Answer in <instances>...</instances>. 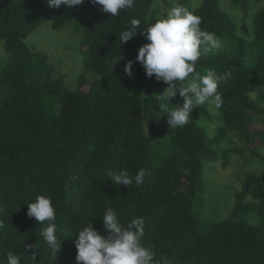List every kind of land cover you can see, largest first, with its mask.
I'll return each mask as SVG.
<instances>
[{"label": "trees", "instance_id": "16d2710c", "mask_svg": "<svg viewBox=\"0 0 264 264\" xmlns=\"http://www.w3.org/2000/svg\"><path fill=\"white\" fill-rule=\"evenodd\" d=\"M156 0H135L131 9L112 17L91 0L73 9L49 8L47 0H0V43L8 61L0 73V260L8 264L9 252L21 264H77L78 232L93 225L106 236L103 215L108 208L118 213L123 226L134 218L145 220L142 243L155 259L167 257L173 264H264V174L250 173L243 181L231 215L198 228L194 207L205 162H216L225 143L235 136L252 156L261 157L264 144V7L249 16L264 0H234L244 19L242 34L222 0H200L190 10L201 18L200 28L214 33L223 43L197 61L201 75L214 70L230 73L218 87L223 104L214 135L202 125L213 116L208 104L194 109L185 127L170 128L165 137V118L157 106L155 76L146 87L140 77H128L110 68L116 58H130L140 49L141 35L150 22ZM141 21L136 37L121 44L120 34L130 21ZM61 30L75 21L73 33L82 36L84 68L74 92L65 89L62 77L47 68L48 56L31 50L25 39L42 22ZM98 79L90 83L88 77ZM90 83L87 89H84ZM165 85V83L163 82ZM168 85V84H166ZM58 101L49 118L44 102ZM176 104L183 105L177 95ZM149 127V132H147ZM167 148L168 161H154L151 150ZM232 150V152H231ZM224 156L246 150L232 148ZM147 169L144 183L119 186L107 170L126 169L135 176ZM49 196L56 209V235L61 242L55 254L39 233L43 226L29 218L28 203ZM251 199V201H248ZM255 214L259 225L246 219ZM38 251L37 261L30 255Z\"/></svg>", "mask_w": 264, "mask_h": 264}, {"label": "clouds", "instance_id": "9594fccd", "mask_svg": "<svg viewBox=\"0 0 264 264\" xmlns=\"http://www.w3.org/2000/svg\"><path fill=\"white\" fill-rule=\"evenodd\" d=\"M93 5H101L104 13L112 17L118 16L122 10L131 9L135 0H91ZM84 3V0H47L49 8L59 9L66 6L73 9ZM201 18L181 4H174L165 18L156 20L141 35H145L150 43L138 50L136 60L142 64L148 78L155 76L157 81L170 85L163 94L154 96L161 113H167L170 128L185 127L192 118L194 109L206 103L220 109L223 104L218 87L225 83L230 73L218 75L208 70L201 75L197 61L214 49L222 47V41L214 34L200 28ZM141 21L133 18L128 30L120 34L121 44H126L136 37ZM134 61H128L124 73L133 76ZM177 95L183 98V105L172 106L170 100ZM171 105V110H169ZM111 182L119 186L135 183L140 187L144 183L148 170L141 168L134 177L126 169L107 170ZM29 218L34 217L43 226L39 233L52 253L59 252L61 242L56 232V209L49 196L39 195L35 202L28 203ZM103 227L107 232L102 236L94 230L93 225L85 226L78 232L75 241L77 248V264H173L167 257L156 260V253L151 247L142 243L145 235V220L134 218L126 227L122 225L118 213L108 208L102 218ZM2 227V222H0ZM37 251L30 255L37 261ZM8 264H21V258L11 252L7 254ZM0 264H4L0 260Z\"/></svg>", "mask_w": 264, "mask_h": 264}, {"label": "rangeland", "instance_id": "374dc122", "mask_svg": "<svg viewBox=\"0 0 264 264\" xmlns=\"http://www.w3.org/2000/svg\"><path fill=\"white\" fill-rule=\"evenodd\" d=\"M199 2L200 0H156L152 7L150 17L148 18L150 22L149 26L156 20L165 18L168 10L176 3L192 10ZM233 3L234 0H222V7L234 17L238 24L239 32L242 34L243 25H250V20H245V14L241 8H236ZM263 7L264 2L253 6L250 9L249 16H252L254 12ZM51 24V22H42L39 28L25 39V43L34 52L46 54L48 56L46 67L53 70L55 78H63L67 91L74 92L78 88L80 76L84 74L87 76L92 75L91 72L86 71L84 68V57L80 51V44L83 37L74 35L73 28L75 21H72L61 30H53ZM148 43L150 41L143 39L139 43L140 48ZM137 56L138 50L130 58H116L110 62V68L124 73V68L128 61H134L132 69L133 77H140L146 87L150 78L147 77L142 64L136 60ZM7 61L8 55L5 52L3 44L0 43V73ZM88 79L92 83L98 78L95 76L88 77ZM90 83L84 89H87ZM169 86L164 85L163 82H159L154 91V96L163 94ZM59 104L58 101L53 99H48L44 102V107L47 110L49 118L55 115L56 108ZM170 104L172 106L177 105L174 98L170 100ZM171 105H169V110H171ZM208 112L213 116V120L210 122L208 119H203L202 125L208 128L212 133L211 135H214L218 125L223 124L221 113L219 109H216L214 106L210 107L209 105ZM162 115L165 118V127L167 128L165 137L171 142L172 135L169 132L170 126L167 123L168 114L163 113ZM192 116H195V114L192 113ZM146 129L149 132V127ZM229 139L233 141V144H229V141L224 144L216 162H205L204 174L202 176L204 188L203 190H199L194 203V207L198 210V228L200 231H206L209 223L224 220L231 215L237 195L243 189V181L250 173L256 175L264 174V166L261 163V158L252 156L248 147L235 136H230ZM235 147L243 150L247 149L246 153L242 156L229 155V164L228 167H225L224 156ZM260 154L264 159V144L261 145ZM171 155L172 153L163 146L159 147L156 151L151 150L150 152V157L154 161H168ZM248 201H251V199H248ZM246 219L253 225L260 224V219L255 214H247Z\"/></svg>", "mask_w": 264, "mask_h": 264}]
</instances>
